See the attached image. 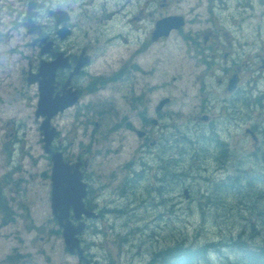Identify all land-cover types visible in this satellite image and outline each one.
Segmentation results:
<instances>
[{"label": "flooded vegetation", "instance_id": "flooded-vegetation-1", "mask_svg": "<svg viewBox=\"0 0 264 264\" xmlns=\"http://www.w3.org/2000/svg\"><path fill=\"white\" fill-rule=\"evenodd\" d=\"M175 15L183 16L185 24L167 35L154 37L157 21ZM62 28L66 29L64 36L59 32ZM258 38L251 45H258V63L252 60L262 75L247 84L243 79V47L250 43L243 45V0H0V55H21V61L26 62L22 67L25 77L31 70L39 74L42 59L52 62L63 52L70 65L58 67L51 93L54 97L80 93L81 100L86 98L96 107L95 112L79 114L81 121L70 142L77 147L66 155L71 163H81L89 184L88 199L102 194L111 200L114 196L109 193L120 192L111 186L116 182L129 184L118 197H128L134 202L131 205L136 201L130 195L144 190L143 183L158 186L162 198L167 196L169 184L175 199L184 194L179 182L181 171L168 169L183 167L184 154L176 149V144L170 145L168 106H160L167 95L163 82L168 67L182 71L173 75L174 83L181 82L198 92L194 118L203 113L208 120L205 127L195 124L190 129L194 138L190 139L192 151L206 155L208 146L216 157L212 159L226 162L227 157L217 160V156L223 155L225 145L228 152L238 138H243V113L250 115L254 106L261 121L251 124L250 129L260 135L264 147V36ZM40 39L53 44L44 55ZM32 86L39 94V83ZM77 130L82 132L80 140L74 134ZM179 132L189 135L187 130ZM204 134L209 135L205 143L201 141ZM131 136L137 145L135 159L126 161V149L134 147L127 144ZM58 145L65 146L66 152L70 149L62 136L55 139L54 146ZM261 156L245 163L237 160L232 167L239 170L238 174L224 179L206 177L207 189L223 198L236 192L243 194V168L264 165ZM122 160L126 161L123 168H115ZM135 181L142 183L137 191L130 188ZM220 185L223 189H218ZM201 189L203 193L205 185ZM111 202L103 210L104 217H119L120 212L124 218L130 214L118 198ZM93 207L99 208L94 203ZM146 215L144 212L143 217ZM6 216L3 213L0 223L6 221ZM13 216L16 221L14 213ZM83 218L88 225L89 219ZM141 222L135 227L147 229V224ZM116 227L114 221L113 229ZM81 240L89 258L85 235ZM72 257L73 264H84L77 256Z\"/></svg>", "mask_w": 264, "mask_h": 264}, {"label": "rangeland", "instance_id": "rangeland-1", "mask_svg": "<svg viewBox=\"0 0 264 264\" xmlns=\"http://www.w3.org/2000/svg\"><path fill=\"white\" fill-rule=\"evenodd\" d=\"M248 3H252L253 5L251 4L250 7H246L248 17L246 26L251 22H259L264 26V2L249 0ZM258 28L255 26L254 31ZM254 31L248 30V34H253ZM261 35L264 36V33ZM17 40L19 39L11 40V43ZM261 41L264 42V38ZM13 61V57L8 58L6 62H3V67L0 69V124H5L14 115L17 121H22L27 118L25 121V128L28 131L27 138L29 142H35V123L32 122L30 106L35 103L36 93L32 89H26L29 87H26V84L21 80V72L16 71L18 64H15ZM170 70L172 73L181 72V70L177 69L170 68ZM245 116L246 112L243 114V118ZM2 135L3 133L0 129V143ZM187 140L189 138H186L183 142L179 140L174 143L177 145L176 149L178 148L177 150L179 152L182 151V154H184V166L178 169L175 166H169L168 169L175 173L184 171L179 182L183 186H189L192 189V203L190 205L183 204V200H185L183 193L180 199H175L171 195L173 190L169 184L166 197L162 198L159 193L160 199L165 204L160 206L159 209L155 210V208L144 204L141 207L142 209L130 211V214L125 215L124 218H112V222L114 223L115 221L117 224V230H119L117 232L123 235L122 237L128 236L132 239L131 244L122 247L120 260L124 264L127 263L128 259H131V255L136 264H143L150 259L153 253L158 256L161 253V249L165 251L179 243L184 244V246H191L193 249H198L199 251L202 248L203 252V248L207 245V240H211L212 238L216 240L220 238L224 239V237L238 234V232L241 233L242 238L243 234L251 236V238L253 237L256 243L264 241V233L261 232L262 229L253 228V226L257 225V221L260 220L256 216L259 217L258 213H260V210H264V194L260 193L262 191L260 186L264 184V165L259 164L254 167L243 168V176L245 174L253 176L252 186H249L248 181H246L243 184V194L236 192V195L223 198L220 195L209 192L207 189L209 185L207 184L205 174L187 172L189 161H187L185 150L189 147L191 148V140ZM245 143L243 141V144ZM34 152H38V147H35ZM243 154H245L244 151ZM3 163L4 158L0 150V172H3ZM30 164L31 161H29L28 176L29 178L30 175L33 176L31 178L33 179V187L31 190H24L21 199H26V197L29 199L34 209L33 217L36 223L42 224L49 217V211L47 209L49 204L46 199L49 197L48 185L42 178H34ZM46 165L47 161L41 160L35 170L41 171ZM257 180L258 182H256ZM140 184L142 183L135 181L130 188L137 191V187ZM203 185H205V189L202 193L201 188ZM141 187L144 190L147 189L144 183ZM8 189L11 190L12 188L8 187ZM218 189H223V187L220 185ZM230 190L234 191L233 189ZM240 196L243 197L246 203L241 201ZM130 197L133 201L139 200L138 194L136 196L130 195ZM38 198H41L43 201L41 200L38 203ZM122 199L125 198H119V200ZM179 201L182 202L180 205L178 204ZM247 201H253L257 206L252 209L251 202L247 203ZM144 212L147 214L145 217L147 220L139 217ZM250 213L255 215L253 219H251ZM247 218L249 219L248 224L245 222ZM143 220L145 222H141ZM140 222L141 224H147V229L140 231L132 229ZM25 225L26 221L22 220L19 226L12 224L1 230L0 256H5L17 245L20 251L29 256V261H32L34 264H58L61 261L73 262V259L65 251L64 244L60 238L54 237L41 241L39 236L43 234L39 235L37 231L28 229ZM118 225L120 226L118 227ZM109 232L107 231V234ZM117 232H110L108 237L107 235L104 237L101 235L99 245L95 247L94 251L104 256L109 250L114 257L117 256L121 252L120 246L114 242L115 239L120 238L116 237ZM102 243L106 245L108 250L102 246ZM127 254L131 255L128 256ZM212 259L209 264L225 263L224 257L222 258L218 255H215ZM156 262L157 259L150 264H155Z\"/></svg>", "mask_w": 264, "mask_h": 264}, {"label": "water", "instance_id": "water-1", "mask_svg": "<svg viewBox=\"0 0 264 264\" xmlns=\"http://www.w3.org/2000/svg\"><path fill=\"white\" fill-rule=\"evenodd\" d=\"M62 35H64V32H62ZM48 46L45 50H43V53L50 50L52 44H49ZM58 57H61V54ZM60 64L63 65L66 63H60L58 60L53 63L43 62L40 75H43L44 78L40 79L34 75H31L30 77L29 82H35L36 80H39L41 83V100L37 112L38 115L41 113H48V111H50L51 109L53 110L56 107L64 108L70 104L62 100L58 101V104H56L55 106H52L53 103L50 99V86L54 81L55 70ZM50 72L52 76L51 78L48 77ZM57 110L58 109H56L54 112H56ZM42 128L44 129V134L46 135L45 140L48 142L51 137V134L49 135V133H53V129L51 128L48 118L43 123ZM54 162L55 169L53 170V207L55 209L57 217L59 218L61 226L64 228V236L66 238L67 247L72 250V252H74V248L79 246V238L77 237V233L81 231V228H78L79 231L72 229L73 227L68 221V215L66 214V212L71 206H74L77 209H81V207H83L81 206V198L84 192L82 193V188L79 187V180L76 181L72 179L71 185L67 183L71 174L68 172V165L63 162V158L60 154L54 157ZM82 253V250H80L79 254L82 255Z\"/></svg>", "mask_w": 264, "mask_h": 264}, {"label": "trees", "instance_id": "trees-1", "mask_svg": "<svg viewBox=\"0 0 264 264\" xmlns=\"http://www.w3.org/2000/svg\"><path fill=\"white\" fill-rule=\"evenodd\" d=\"M180 176H183V173H181ZM252 178V175L245 174L243 176V184L248 181L249 186H252ZM256 182H258V180ZM237 188L239 189V186H237ZM233 189L237 190L234 187ZM242 202L246 203L245 200H242ZM249 202L251 201H247V203ZM258 214L262 221L259 223L257 222V225L253 226V228H259V230L262 229L261 232L264 233V210H260V213ZM249 215L251 216V219L255 216L252 213ZM248 223L249 222H247V224ZM183 245L184 244H177L173 248L168 249L162 257L163 264H208L211 262L208 255L210 252L208 254L206 253L211 249H213V251H221L224 248L222 246H227L230 250L239 251L234 258L229 257L228 255L225 256L226 264H264V241L256 243L253 237L251 238V236L246 234H243L242 238L241 233L239 232L238 234L231 236L228 235L227 237H224V239L221 238V240L216 243H214V241L207 242L206 247L203 248V252L202 248L199 251L198 249L191 248V246L183 248Z\"/></svg>", "mask_w": 264, "mask_h": 264}, {"label": "bare ground", "instance_id": "bare-ground-1", "mask_svg": "<svg viewBox=\"0 0 264 264\" xmlns=\"http://www.w3.org/2000/svg\"><path fill=\"white\" fill-rule=\"evenodd\" d=\"M188 138V137H187ZM261 156V155H260ZM262 157V156H261ZM181 173H183V172H181ZM242 177V176H241ZM223 183V182H222ZM188 187V186H187ZM239 187H240V185H239ZM243 187V186H242ZM261 193H262V191H261ZM182 202H180L179 201V205L181 204ZM180 244V243H179ZM177 245V244H176ZM174 247V246H173ZM173 247H171V248H173ZM183 248H187L188 246H182ZM192 248V247H191ZM168 249H170V248H168ZM168 249H166L165 251L163 250V249H161V253L157 256V261L160 263V264H163V259H162V257L164 256V254H165V252L168 250ZM164 251V252H163Z\"/></svg>", "mask_w": 264, "mask_h": 264}]
</instances>
